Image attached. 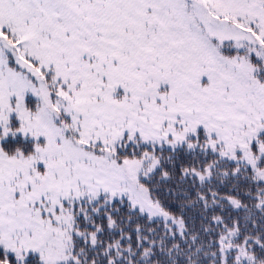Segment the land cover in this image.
<instances>
[{"label":"snow or ice","instance_id":"snow-or-ice-1","mask_svg":"<svg viewBox=\"0 0 264 264\" xmlns=\"http://www.w3.org/2000/svg\"><path fill=\"white\" fill-rule=\"evenodd\" d=\"M0 264H264V0H0Z\"/></svg>","mask_w":264,"mask_h":264}]
</instances>
